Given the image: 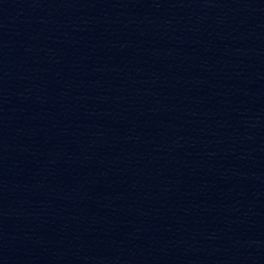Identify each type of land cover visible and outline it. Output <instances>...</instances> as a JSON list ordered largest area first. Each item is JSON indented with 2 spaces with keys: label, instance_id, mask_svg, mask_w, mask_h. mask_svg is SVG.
Listing matches in <instances>:
<instances>
[{
  "label": "water",
  "instance_id": "95a60500",
  "mask_svg": "<svg viewBox=\"0 0 264 264\" xmlns=\"http://www.w3.org/2000/svg\"><path fill=\"white\" fill-rule=\"evenodd\" d=\"M0 264H264V0H0Z\"/></svg>",
  "mask_w": 264,
  "mask_h": 264
}]
</instances>
